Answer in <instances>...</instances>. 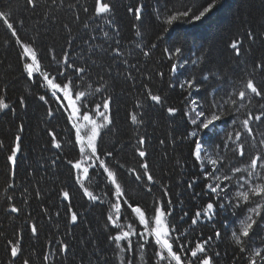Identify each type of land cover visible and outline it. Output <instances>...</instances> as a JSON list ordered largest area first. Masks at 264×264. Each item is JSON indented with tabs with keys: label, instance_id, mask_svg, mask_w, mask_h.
<instances>
[{
	"label": "trees",
	"instance_id": "1",
	"mask_svg": "<svg viewBox=\"0 0 264 264\" xmlns=\"http://www.w3.org/2000/svg\"><path fill=\"white\" fill-rule=\"evenodd\" d=\"M110 2L115 5L111 25L106 23L107 18L93 16L94 0H56L55 4L52 0H38L35 10L27 7L26 0H0V10H11V19L21 41L17 43L16 37L0 21V96L10 105L0 112V141L4 144L0 149V264H23L25 259L29 264H121V257L124 264L129 258L133 264H157L153 235L146 234L149 243L142 251L134 247L131 254L118 253L115 244L109 241L108 237L119 231L107 220L110 213L116 218L112 204L118 201L114 186L106 179L103 169H91L84 180L85 187L100 198L91 201L84 195L75 180V171L67 163L80 158L73 122L67 119L68 113L62 110L61 102L52 96L51 90L41 86L44 71L55 74L57 67H64L65 52L69 62L86 70L79 79L71 69L66 75H71L78 85L74 91H92L93 94L87 96L90 108L94 109L108 96L113 99L112 123L98 139L97 154L115 170L128 202L141 207L148 218L149 229L153 227L155 207L161 201L166 205L171 198L172 214L167 218L170 228L175 225L179 232L186 233L180 239L190 242L189 247H194L197 240L212 236L206 251L213 256L220 253L213 264H248V257L255 258L257 264H264L259 257H254L255 251L264 253V243L258 237L253 238L251 250L246 253H240L235 244L232 232L238 233L240 227L239 209L236 216L221 212L211 220L202 218L197 225H191V217L211 198L204 185L213 181L204 180L200 164L194 158L196 138L189 135L195 128L189 122L194 113L185 100L191 91L193 98H203L206 115L210 116L212 111L223 113L221 120L216 122L215 132L203 135L201 155L205 170L212 168L208 153L211 158H222L223 165L217 172L221 178L224 174L236 178L246 176V172L233 174L231 168H245L251 155L264 151V145L259 143L264 139V122L251 124L255 148L251 147L253 137L244 132L240 122L248 112L260 114L264 99L252 98L250 104L246 99L245 107L237 111L240 102L234 105L230 98L238 95L249 78L254 77L257 84H264V73L255 68L257 62L264 63V0H215V7L199 21L193 20L192 15L213 0H139L144 5L141 21H136L126 11L134 0ZM84 6L89 8L88 13L83 12ZM185 10H190L189 16L178 15L171 24L167 22L173 14ZM21 20L23 24L19 23ZM249 30L254 33V40L248 38ZM104 31L108 32L107 37ZM233 40L243 41L239 56L230 48ZM22 44H29L36 50L40 64V73L31 79L24 71L28 57L24 56ZM152 44L157 47L152 48ZM116 47L120 49L119 57L113 52ZM176 47L182 49L181 53L169 59L164 49L174 53ZM145 52L148 55H144ZM174 63L177 64L175 75L171 72ZM161 72L163 77L159 75ZM205 74L209 76L207 81L203 79ZM185 79H194L200 91L196 92L195 87L187 91L180 89L179 84ZM169 83L177 87L169 88ZM145 85L153 94L162 96L160 105L147 99ZM97 88L104 90L95 92ZM41 95L46 97L47 103L39 99ZM58 95L63 100L62 94ZM20 97H24L25 107L20 106ZM213 99L222 107L213 109L210 103ZM168 107H176L179 111L169 116ZM49 108L52 116L48 115ZM186 111L189 116L184 115ZM132 114L137 116L138 123H132ZM20 124H23L22 132H18ZM49 131L56 134L60 149L52 147ZM236 131L241 132L245 157L233 152L235 145L227 138L228 133H232L235 139ZM17 134L22 142L13 176L7 155ZM141 137L145 143L139 147L147 153L143 158L137 153ZM108 152H112V156H107ZM144 162L149 165L153 182H148L143 175L141 164ZM256 171L264 176V169ZM136 174L142 177L139 181L135 179ZM193 179L198 182L189 188ZM165 188L168 196H164ZM61 190L69 191L68 201L60 195ZM235 192L236 188H232L233 198ZM119 203L118 223L124 225V230L131 224L137 233L144 231L124 198ZM12 205L20 211L10 212ZM69 206L78 214L75 224L70 222ZM184 212L188 216L181 221L179 218ZM32 224L38 228L35 236L31 233ZM216 231L221 233L219 238L215 237ZM18 238L21 253L13 260L8 241ZM132 240L134 246L142 242L138 236H133ZM60 241L68 244L67 253H57ZM47 253L52 254L45 262L43 257ZM182 259L186 261L188 257Z\"/></svg>",
	"mask_w": 264,
	"mask_h": 264
},
{
	"label": "snow or ice",
	"instance_id": "2",
	"mask_svg": "<svg viewBox=\"0 0 264 264\" xmlns=\"http://www.w3.org/2000/svg\"><path fill=\"white\" fill-rule=\"evenodd\" d=\"M38 0H26L27 7L35 10L37 7ZM63 2V0H61ZM52 3L55 4L56 0H52ZM75 7V6H70ZM215 7V0L212 3H208L206 7H203L202 10L198 12V14L192 15L193 20H201ZM115 5H113L110 0H94L92 5V14L96 18L106 19V23L111 25L113 23L111 19V15L114 12ZM84 13L89 12V8L84 6L82 8ZM144 10V5L139 2V0H134L133 4L127 6L126 11L128 14L133 15L136 21L142 20V12ZM190 10H185L183 12H177L173 14L169 19L168 23L171 24L172 21L179 16H189ZM75 19H79V16H76ZM0 21L6 25L7 29L11 31L12 36L16 37L17 43H21L19 36L17 35L16 29L14 27V23L11 19V10L4 11L0 10ZM19 23L23 24V21H19ZM68 28V25L64 26ZM87 27V24H85ZM167 31V29H165ZM103 35L105 37L108 36V32L104 31ZM136 35L139 36L140 32L137 31ZM248 38L250 40H254V33L249 30ZM95 39V37H92ZM68 43L71 45L72 40L69 39ZM119 44V41L116 42ZM242 40H233L230 44V48L235 52L236 56H239L240 47L242 45ZM23 53L25 57H30L31 62H27L24 64V71L27 73L29 79H31L34 73H37L40 70V64L37 59L36 50L31 47L29 44H22ZM152 48L157 47L156 44L151 45ZM165 53L169 55V59H171L172 55H179L182 51L180 47H176L173 52H170L169 49H164ZM115 53V57H119L120 49L116 47L113 49ZM144 55H148L147 52ZM53 60L55 57L53 56ZM62 63L64 64L63 68L57 67L55 70V74H50L49 71H44L43 81L44 83L41 85L42 87H47L51 90L52 96L58 101L61 102V96L58 94H62V99L66 100L68 103L64 105L62 102L60 106L63 111L68 113L67 119L72 121V127L75 129V141L76 144L79 145L80 158L76 161L68 160L67 163L71 166V169L75 171V180L83 189L84 195L88 197L91 201H97L100 198L94 195L91 191L88 190L84 185V180L89 177V170L94 169L96 167L102 168L103 172L106 174V179L108 182L114 186V196L117 199V203L112 204V208L117 213L116 218L114 219L112 214L110 213L107 217L108 222L112 224L115 229H119L115 235H110L108 237L111 243L115 244V250L118 253H128L131 254L134 250L142 251L146 244L149 243L148 239H146L147 235H153L154 240L153 244L155 246V258L157 264H213L214 258L219 257L220 253L216 252L213 255H208L206 251V246L213 240L212 236L207 237L204 240H197L195 242L194 247H189V243L187 241L182 242L180 237L185 235L186 233L179 232L177 227L173 225L171 228L168 224L165 223L168 216L172 214V201L169 198L165 202L161 201L154 209V223L155 227L149 229L148 218H146L145 213L142 211L140 206H133L128 202L125 193L121 187V184L117 181L116 172L111 170L109 166L105 163L103 159L97 154V140L100 137L101 129L107 127L112 123L111 119V105L113 103V99L111 96L106 97L102 100L101 103L96 104L95 108L92 109L89 107V101L87 100V96L92 95V91H74V89L78 88V85L74 82L71 75H66L69 69L75 73L76 78H81L82 74H85L86 70L84 67H78L74 63L69 62V55L67 52L64 53ZM188 63L187 61L184 62ZM193 64L196 62L193 61ZM255 68L260 69L261 73H264V63L257 62L255 64ZM171 72L173 75L177 72V64H172ZM99 74V73H98ZM161 77H163L164 73H159ZM59 77H63L57 82ZM203 79L207 81L209 79L208 74L203 76ZM169 88L177 87L176 84L169 83ZM147 89V99L151 100L157 105H160L163 102V98L160 94H153L150 88L147 85L144 86ZM195 87V91H200V86L196 85L194 79H185L184 82L179 84V88L182 90H188ZM104 89L97 88L95 92H100ZM219 94L218 91L216 93ZM260 98L264 99V84H257L255 82V78L247 79L243 88L239 90L238 95L235 98H230V102L232 104H237L238 101L239 107L244 108L245 104L243 103L246 99L248 103H251L252 98ZM41 101H46V97L44 95L39 96ZM203 98L196 97L193 98V93L188 91V95L185 97V100L188 101L189 107L191 108L194 116L189 117V122L191 125L195 126L194 130L189 133L190 136L196 138L194 140L195 149H194V158L200 164V171L203 174V178L205 181H213L212 183H205L204 188L207 193L211 194V198L203 207V209H197L195 215L191 217V225L195 226L198 222L202 221V218H206L211 220L214 216L218 215L221 212H230L232 215L236 216L237 209L240 210L239 216L243 218H239L238 223L240 225L238 233L237 231L232 232V236L234 237L235 244L239 248L240 253H246L251 250V245L254 243L253 238L258 237L261 243H264V176H262L259 172L256 171L257 168L264 169V151L256 152L254 155H251L250 161L245 168L241 167H232L231 172L233 174L246 172V176H239L238 178L235 175L224 174L221 176L217 175V172L220 170V166L223 165L222 158L211 159L209 158L208 163L212 166L211 170H205L204 167V159L201 155L202 145L204 144L203 135L208 133L215 132L216 122L220 121L223 113L217 114L215 111L211 112V115H206V110L204 108V104L201 102ZM228 101H224L227 103ZM213 109L217 107H222V104L217 102L216 100L210 101ZM19 104L21 107H25V99L24 97H20ZM137 107H141L140 104H137ZM10 105L5 102V99L0 96V112L9 109ZM69 108L71 109L69 111ZM13 113H15V109H11ZM169 116H175L179 111L176 107H168L166 109ZM91 112V115L89 114ZM48 115L52 116L53 111L51 108L48 109ZM185 116H189V113L186 111L184 113ZM93 116H99L101 118V122L98 123ZM83 121V123L79 121ZM132 123H138L137 116L135 114L131 115ZM253 122H264V105H261V112L258 115H253L252 112H248L245 119H243L240 123L244 132L247 133L249 137H253V143L251 147L255 148V137L253 128L251 124ZM235 124V121H233ZM23 131V124L18 126V132ZM49 135L51 136L52 147L56 149L61 148V143L57 140L56 134L52 131H49ZM228 140H232L235 148H233V152L238 153L240 157H245V144L241 142V132H235V139H233L232 133H228ZM21 136L17 134L14 138V142L9 149L10 154L7 155V163L11 170V174L15 175V166L17 164L18 154L21 152ZM145 143L143 137H141L138 141L137 153L138 156L143 158L147 155L146 151L143 150L142 147H139ZM163 143V141H161ZM261 145H264V139L259 141ZM227 147V143L224 144ZM4 148V144L0 141V149ZM107 156H112V152H108ZM98 162V163H97ZM55 164V161H53ZM121 167H123L121 165ZM141 168L144 170L143 175L147 177L148 182H153V176L149 174V165L144 162L141 164ZM135 171V170H132ZM140 174H136L135 179L139 181L141 179ZM219 181V182H216ZM255 181H261L260 183H256ZM198 181L193 179L188 187L192 188L194 184ZM9 187H12L10 184ZM232 188H236L235 198H233ZM151 191V188L148 189ZM60 195L65 201L69 200V191L61 190ZM199 195V194H197ZM37 198H39L40 193L37 191ZM164 196H168V191L165 188ZM124 198V203L128 205L131 209L132 213H134L138 217V221L140 225L144 226V231L137 233L131 224L127 226V230H124V225L118 223L119 213L121 211V205L119 200ZM12 199V197H9ZM12 213H18L20 209L15 205H12L9 209ZM68 211L70 212V222L75 224L78 222V214L75 211H72L71 206H69ZM188 216L187 212H184L183 215L179 218L181 221L184 220L185 217ZM31 233L33 236L37 235L38 228L36 224L31 225ZM202 235V234H201ZM138 236L139 240L142 242H137L134 246L132 237ZM221 236L220 231H216L215 237L219 238ZM123 242V243H122ZM174 244L176 248L174 250ZM8 246L10 250V257L15 260L21 253V246L19 242V238L16 241L9 240ZM69 251V246L67 243L60 241L59 247L57 249L58 254H64ZM52 253H47L44 255L43 259L45 262L49 260V256ZM182 257H188L185 261ZM254 257H259L261 261H264V253L261 251H255ZM248 264H257V260L253 257L247 258ZM23 264H29V260H23ZM121 264H124V258L121 257ZM127 264H133L131 258L127 260Z\"/></svg>",
	"mask_w": 264,
	"mask_h": 264
},
{
	"label": "bare ground",
	"instance_id": "3",
	"mask_svg": "<svg viewBox=\"0 0 264 264\" xmlns=\"http://www.w3.org/2000/svg\"><path fill=\"white\" fill-rule=\"evenodd\" d=\"M26 62H31V60H30V57H28L27 58V61ZM38 73H40V70L37 72V73H34V75H38ZM59 81V80H58ZM61 102L63 103V102H66V103H68L66 100H61ZM67 114V113H66ZM97 117H99V116H97ZM100 118V117H99ZM100 120H101V118H100ZM109 126L110 125H108L107 127H105V128H103V129H101V133H100V136L101 135H103V132L107 129V128H109ZM100 138V137H99ZM110 168V167H109ZM111 170H114V169H112V168H110ZM91 171V169L89 170V172Z\"/></svg>",
	"mask_w": 264,
	"mask_h": 264
},
{
	"label": "rangeland",
	"instance_id": "4",
	"mask_svg": "<svg viewBox=\"0 0 264 264\" xmlns=\"http://www.w3.org/2000/svg\"><path fill=\"white\" fill-rule=\"evenodd\" d=\"M225 18H226V16H224ZM225 18H224V20H225ZM227 19V18H226ZM224 23V22H223ZM207 139V138H206ZM205 153V152H204ZM206 156H207V158H208V160H209V158H211V156L210 155H208V153L206 154ZM208 156H210V157H208ZM211 159H214V158H211ZM119 181V180H118ZM118 183H120L121 184V182L119 181ZM121 187H122V184H121ZM123 189V188H122Z\"/></svg>",
	"mask_w": 264,
	"mask_h": 264
},
{
	"label": "water",
	"instance_id": "5",
	"mask_svg": "<svg viewBox=\"0 0 264 264\" xmlns=\"http://www.w3.org/2000/svg\"><path fill=\"white\" fill-rule=\"evenodd\" d=\"M166 223V222H165Z\"/></svg>",
	"mask_w": 264,
	"mask_h": 264
}]
</instances>
